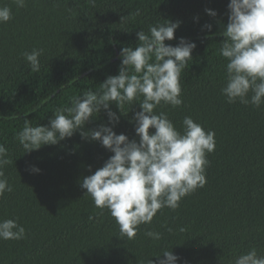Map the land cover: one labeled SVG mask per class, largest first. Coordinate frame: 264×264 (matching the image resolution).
I'll return each instance as SVG.
<instances>
[{
    "label": "trees",
    "instance_id": "16d2710c",
    "mask_svg": "<svg viewBox=\"0 0 264 264\" xmlns=\"http://www.w3.org/2000/svg\"><path fill=\"white\" fill-rule=\"evenodd\" d=\"M229 3L25 0L18 8L14 0H0L12 10L10 21L0 23V144L12 161L3 172L13 187L0 197V220L14 219L26 230L21 240L0 239V264H148L164 249L179 257L177 264H232L252 248L264 255V104H230L221 93L227 61L219 49ZM209 9L217 15L210 16ZM166 20L180 22L175 39L166 44L176 46L183 37L196 48L181 75L183 104H162L155 111L166 113L181 132L184 117L191 116L215 133L216 146L207 154L205 186L184 197L178 209L163 208L128 240L120 238L110 212L96 208L80 186L112 152L78 130L25 153L16 134L25 119L32 126L49 125L53 112L70 107L73 96L95 91L117 75L121 49L135 48L137 32ZM33 49L43 50L39 73L23 56ZM111 110L120 116L114 127L102 110L82 130L107 125L138 141L133 117L139 103L125 105L126 116L115 104ZM33 166L41 171L32 172ZM146 231L159 232L161 239L147 237Z\"/></svg>",
    "mask_w": 264,
    "mask_h": 264
},
{
    "label": "clouds",
    "instance_id": "9594fccd",
    "mask_svg": "<svg viewBox=\"0 0 264 264\" xmlns=\"http://www.w3.org/2000/svg\"><path fill=\"white\" fill-rule=\"evenodd\" d=\"M14 3L18 8L26 6L25 0ZM228 9V23L222 32L225 39L219 49L227 61L226 85L221 93L230 104L238 100L259 108L264 104V0H230ZM206 11L210 16L217 15L211 9ZM11 18V8L0 6V23ZM166 21L150 25L147 33L137 32L139 43L135 48L121 49L117 75L108 76L95 91L89 88L73 96L70 107L53 112L49 125L32 126L25 119L22 130L16 134L25 153L55 145L78 130L82 138L98 141L112 152L101 168L82 179L80 186L96 208L110 212L119 226L120 238L128 240H134L139 226L151 224L163 208L178 209L184 197L205 186V170L210 164L207 154L216 146L215 133L206 131L191 116L184 117L181 132L166 113L155 111L162 104L173 108L183 104L181 75L193 60L196 48L195 42L183 37L176 46L166 44L175 39L180 26L178 21ZM205 27L210 31L212 25ZM42 54V49L23 53L33 73L40 72ZM137 103L141 110L135 113L133 121L138 141L113 130L120 116L111 110L115 104L120 114L126 116L125 105ZM102 110L107 111L113 127L101 125L83 131ZM11 163L8 150L0 144V197L13 191L3 172L4 166ZM31 171L41 170L33 166ZM25 235V228L16 220H0V239L21 240ZM145 235L153 240L161 239L156 231H146ZM154 256L158 261L150 259L148 264H177L179 260L168 249ZM232 264H264V255L252 248L235 256Z\"/></svg>",
    "mask_w": 264,
    "mask_h": 264
},
{
    "label": "water",
    "instance_id": "95a60500",
    "mask_svg": "<svg viewBox=\"0 0 264 264\" xmlns=\"http://www.w3.org/2000/svg\"><path fill=\"white\" fill-rule=\"evenodd\" d=\"M117 59H120V54L118 53Z\"/></svg>",
    "mask_w": 264,
    "mask_h": 264
}]
</instances>
